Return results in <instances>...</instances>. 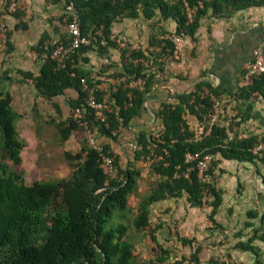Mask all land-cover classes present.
<instances>
[{"label": "trees", "instance_id": "16d2710c", "mask_svg": "<svg viewBox=\"0 0 264 264\" xmlns=\"http://www.w3.org/2000/svg\"><path fill=\"white\" fill-rule=\"evenodd\" d=\"M61 2V0H53ZM70 1V0H66ZM79 13L80 31L92 40V44L81 46L71 51L60 64L53 54L55 45L62 41L66 46L70 34L61 32L57 26L54 39L46 31L32 47L40 60L36 73L19 69V74L29 79L36 94L44 100H53L69 90L75 97L69 99V106L85 107L87 86L95 87V96L101 100L104 96L96 85L91 71L78 65L79 61L88 60L83 54L92 50L106 55L109 48H117L121 55V66L107 73L100 70L96 74L108 76H125L127 80L112 89L110 101L112 112L106 123L94 118L92 109L85 107V118L89 126L97 128L100 136L116 139L117 131L128 125L139 113L149 89V65H159L157 58L171 54L174 44L168 38L159 39L153 34L150 44H158L157 53L142 49L119 47L118 39L112 38V25L118 19H135L140 15L151 19L160 13L163 19L175 21L174 33L194 37L200 18L207 8L213 13L237 11L250 6H264V0H71ZM201 2V6L199 5ZM195 8L192 17H188L187 8ZM19 18L22 13L15 11ZM65 27H66V22ZM16 28H26L25 23ZM10 31L7 29V44ZM151 66V65H150ZM142 77L144 89L129 86V81ZM10 77L4 71L0 74V156L20 165L21 151L25 146L17 133L16 121L19 116L12 105L13 97L7 88ZM206 88V92H205ZM219 92L210 84L199 83L194 91L176 96L174 103H164L159 109L162 129L156 137L154 134L140 133L133 149V160L125 167L118 165L116 156L107 144L103 152L114 158V172L109 174L101 164L99 152L82 142L79 149L64 151V159L71 167L70 172L56 180H34L26 184L22 173L10 170L6 163L0 161V264H136L132 243L126 238L131 225L138 232L147 231L152 241L156 242L155 233L150 228V207L153 203L169 197H181L186 194L191 206H202L206 195L210 198L209 218L213 216L221 202L220 191L209 181L202 182L194 163L185 162L187 152L208 154L220 153L223 158L238 161L259 162L264 168V153L261 157L251 152L259 142L264 143V136L248 135L230 137L228 131L231 123L219 122L213 126L209 135L200 140L194 139L185 115H194L198 120L211 111L210 95L219 96ZM258 95L264 100V73L254 79L253 83L241 88L237 97L249 99ZM59 110V109H58ZM55 127L61 141L67 140L73 132L83 128L73 116L58 120ZM150 159L148 191L138 201L131 222H118L108 226L116 212L125 216L129 210L128 198L137 189L142 168L137 161ZM213 159L208 174L212 173ZM129 221V220H128ZM264 224V210L261 214ZM183 243H190L182 239ZM248 250L256 252L250 244L240 243ZM159 252L152 264H188L198 262L199 247L188 257L168 262V251L158 246ZM218 264H225L220 262Z\"/></svg>", "mask_w": 264, "mask_h": 264}, {"label": "crops", "instance_id": "0c3cea01", "mask_svg": "<svg viewBox=\"0 0 264 264\" xmlns=\"http://www.w3.org/2000/svg\"><path fill=\"white\" fill-rule=\"evenodd\" d=\"M46 6L47 11L43 9L46 22L45 25L39 23V37L46 31L56 39L58 34L55 28L62 13L61 5L53 1ZM21 13L19 20L24 15ZM138 18L151 23L148 30L136 23ZM138 18L118 19L113 23L112 31L115 27L119 37H131V41L138 42L137 49L157 53L158 44L149 43L151 35L158 34L159 39L169 37L175 31V21L161 18L159 12L151 19L142 15ZM22 20L15 26L25 23L26 28L21 30H29L26 19ZM258 45L264 51V6H250L218 14L213 13L212 8H207L199 20L194 37H181L176 46V57L166 59L167 55L157 58L159 65L150 63L149 89L139 113L127 126L118 129L116 139L100 136L116 156L118 165L125 167L133 160V149L140 133L160 132L162 119L159 109L162 104L176 102V96L194 91L202 82L210 84L220 93L217 97L222 101L224 113L219 122L226 125L232 119L236 120L228 128L230 137L251 134L264 136V100L257 94L249 99L237 97L240 90L238 82L244 66ZM83 56L88 60L79 61L78 65L91 71V76L97 75L101 69L110 73L120 67L122 62L117 48H109L106 55L90 50ZM110 86L107 81H99L96 85L104 94L103 98L108 100H111ZM229 97L232 99L231 109L226 110L224 106ZM185 118L195 133L199 120L188 113ZM213 159L215 164L208 181L221 193L214 221L209 218L211 207L208 203L191 206L185 193L181 197H169L153 203L149 221L150 228L155 230L156 242L152 241L147 231L138 232L133 227L131 229V225L127 230L126 238L133 245L136 264H152L151 261L159 252L158 246L168 251V262L190 256L198 246L197 264H226L228 257L242 264H264V224L261 221L264 210V168L257 161L226 159L220 153H215ZM144 170L149 173V167L143 168L142 175ZM175 224L186 234L173 235L171 227ZM182 239L191 242L184 244ZM240 243L250 244L256 252L243 248Z\"/></svg>", "mask_w": 264, "mask_h": 264}, {"label": "rangeland", "instance_id": "374dc122", "mask_svg": "<svg viewBox=\"0 0 264 264\" xmlns=\"http://www.w3.org/2000/svg\"><path fill=\"white\" fill-rule=\"evenodd\" d=\"M9 1L0 0V19L2 18L5 21L7 29L11 33L9 41L12 45L10 49L7 44V38L5 42L0 38V74L6 71L10 77V80L7 81V88L13 97L12 105L19 114L16 121L17 133L19 138L24 141L25 146L21 151L22 161L20 165L13 164L7 159L2 160L1 156L0 161L6 163L10 170L22 173L26 184H31L34 180H56L57 178L66 176L71 169L64 159V151L69 150L74 152L79 149L82 142H87L83 128L73 132L67 140L61 141L55 127V123L58 120L73 116V110L69 106V99L75 97L76 94L72 91H67L53 100H44L36 94L31 81L23 78L18 72L19 69L30 70L34 73L38 70L40 60L32 47L39 39V23L42 22L45 25L46 22L44 19L46 14L43 12V9L47 11V3H52L53 0H40V2L39 0H30V2L28 0H21L25 6L23 10L18 11L24 13L22 18L26 19L29 30H21V28L15 27V24L21 21L22 18L19 20L15 16V13L7 12ZM58 3L61 5L63 13L57 19L58 26L61 32H66L64 7L60 1ZM137 22L142 28L143 26H145V29L147 27V30L151 25L145 19L138 18ZM131 26L133 27L134 25L131 24ZM112 34L115 39H118L117 41H123L129 49H137L138 42L131 41V37L123 38L121 35L119 37V33L115 30V27ZM56 37H59V35ZM141 41H145V39ZM222 118L221 116L220 121ZM234 122L236 120L232 119L229 123L232 125ZM98 140L104 144L103 138L100 136ZM150 162V159L147 158L138 161L137 165L139 164L143 172V168L149 167ZM151 178L152 175L145 173L144 170L143 175L138 179V191L134 192V194L132 193L128 198L129 210L125 212V216L123 217H118L117 214L120 215L121 213L116 212L113 219L109 221L108 226L117 224L118 222H131L134 214V210L132 209L137 207V199L139 201L147 193L148 182ZM208 199L207 197L205 203L209 202L210 199ZM130 228L132 229V226ZM171 230L173 235L175 233L177 236L186 234L177 224L171 227ZM229 261L242 264L237 259L231 257H228L227 262Z\"/></svg>", "mask_w": 264, "mask_h": 264}, {"label": "built area", "instance_id": "2783aa9c", "mask_svg": "<svg viewBox=\"0 0 264 264\" xmlns=\"http://www.w3.org/2000/svg\"><path fill=\"white\" fill-rule=\"evenodd\" d=\"M61 3L64 7V19L66 22V29L70 34V42L69 45L66 46L62 41H58L55 45L53 54L56 57L57 61L62 64L64 60L68 57L69 53L75 49L80 48L81 46H88L92 44L91 38L85 36L80 31V18L77 9L75 8L73 2L61 0ZM201 6V2H199ZM24 9V2L21 0H10L7 6L8 13H14L17 10ZM195 13V8H187L188 17H192ZM184 36L183 32L179 34L173 33L168 38L174 44V50L171 54H168L166 59H170L177 56V44L180 42L181 37ZM0 38L2 41H6L7 38V25L5 21L0 19ZM114 39V35H112ZM120 47L126 48L127 45L122 41L118 43ZM264 73V51L261 45L256 46L252 51L251 59L246 62L243 72L241 74L240 80L238 82L239 88H245L250 86L254 79L259 75ZM94 80L107 81L112 86V89H115L116 86L122 82H125L127 78L125 76H108L104 74H97L92 76ZM81 82L83 83V87L87 90V96L85 98V107L92 109L94 118L100 122L106 123L109 114L112 112L111 101L102 98L101 100H97L95 96V87L87 86L85 80L82 78ZM129 86L136 87L139 89H144L145 79L142 77H137L136 79H132L129 81ZM212 100V109L208 113H206L198 123V130L194 133V139L200 140L203 137L210 134L213 126L219 123L220 117L223 110L222 101L214 95H210ZM232 99L229 97L225 102L224 108L226 110L231 109ZM85 107H76L73 111V117L75 120L83 127L85 131V136L87 139V144L92 148L96 149L101 156V164L107 173L112 174L114 172V158L109 155L108 152H103V143H101L99 138V133L96 127L89 126L86 118H85ZM156 137L157 134H154ZM251 152L261 157L264 153V143L259 142L256 143ZM213 161V155L202 152H187L185 154V162L194 163L190 168H195L198 172V177L202 182H207L209 179L208 170ZM209 198L206 195V198ZM226 264H237L233 262H227Z\"/></svg>", "mask_w": 264, "mask_h": 264}]
</instances>
